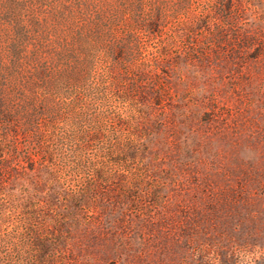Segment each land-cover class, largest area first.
Instances as JSON below:
<instances>
[{"label":"rangeland","instance_id":"374dc122","mask_svg":"<svg viewBox=\"0 0 264 264\" xmlns=\"http://www.w3.org/2000/svg\"><path fill=\"white\" fill-rule=\"evenodd\" d=\"M0 264H264V0H0Z\"/></svg>","mask_w":264,"mask_h":264},{"label":"trees","instance_id":"16d2710c","mask_svg":"<svg viewBox=\"0 0 264 264\" xmlns=\"http://www.w3.org/2000/svg\"><path fill=\"white\" fill-rule=\"evenodd\" d=\"M231 12V7L230 5H227L226 7L223 6L222 7V12ZM34 245V244H33ZM36 248L38 249V251H41V253L43 254V256L46 254V251L45 249H43V247L39 244V243H36ZM43 257L40 256V258L36 259L35 262L36 263H41L40 261H42Z\"/></svg>","mask_w":264,"mask_h":264}]
</instances>
